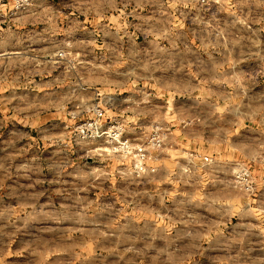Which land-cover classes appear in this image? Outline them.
<instances>
[{
    "label": "rangeland",
    "instance_id": "obj_1",
    "mask_svg": "<svg viewBox=\"0 0 264 264\" xmlns=\"http://www.w3.org/2000/svg\"><path fill=\"white\" fill-rule=\"evenodd\" d=\"M0 264H264V0H0Z\"/></svg>",
    "mask_w": 264,
    "mask_h": 264
},
{
    "label": "built area",
    "instance_id": "obj_2",
    "mask_svg": "<svg viewBox=\"0 0 264 264\" xmlns=\"http://www.w3.org/2000/svg\"><path fill=\"white\" fill-rule=\"evenodd\" d=\"M216 0H197L200 6L209 5ZM62 56V54H60ZM93 117L81 122L77 128L78 132L87 138H105L111 143H115L116 146L112 147L115 151L131 155L132 157V170L134 172H142L145 169V162L149 159L150 150L158 148L162 143V134L160 129L154 127L150 134L146 137L142 143L133 144L129 139L122 138L121 133L123 131L122 124L116 119H106L105 111L99 105L91 109ZM205 161H208V157H203ZM149 170H153L150 168Z\"/></svg>",
    "mask_w": 264,
    "mask_h": 264
},
{
    "label": "crops",
    "instance_id": "obj_3",
    "mask_svg": "<svg viewBox=\"0 0 264 264\" xmlns=\"http://www.w3.org/2000/svg\"><path fill=\"white\" fill-rule=\"evenodd\" d=\"M196 1H197V0H196ZM59 15H60V19L63 18V17H65V18H69V19H72L71 14H67V13L60 12ZM60 38H61V40L64 39V38H66L67 40H65V41H66V42H69V41H68V39H69L68 36H66V37H60ZM63 42H64V41H63ZM6 53H7V54H10V55H13V54H18L19 52H13V51H12V52H6ZM6 53H5V54H6ZM58 57H59V59L66 58V56L60 57L59 55H58ZM56 63H61V64H63L61 60H60V61L57 60ZM91 114H92V113H91ZM91 114H89V117L91 116ZM148 168L150 169V168H152V167H151V166H148Z\"/></svg>",
    "mask_w": 264,
    "mask_h": 264
}]
</instances>
